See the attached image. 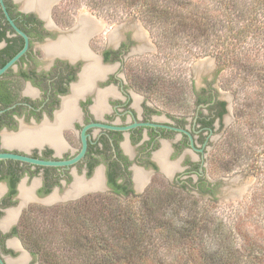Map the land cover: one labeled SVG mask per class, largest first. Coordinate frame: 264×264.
Wrapping results in <instances>:
<instances>
[{
  "label": "flooded vegetation",
  "instance_id": "obj_1",
  "mask_svg": "<svg viewBox=\"0 0 264 264\" xmlns=\"http://www.w3.org/2000/svg\"><path fill=\"white\" fill-rule=\"evenodd\" d=\"M2 1L0 69L26 51L0 76V153L62 162L77 157L84 140L87 150L68 166L0 161V264L38 258L22 233L24 214L33 207L67 205L79 195L77 200L97 193L136 195L154 177L215 201L219 184L209 155L231 109L212 67L202 69L199 89L193 79L188 91L159 89L136 67L151 46L133 24L102 22L97 30L83 14H68L63 0ZM8 97L10 104L4 103ZM29 139L35 144H16ZM98 172L101 187L70 193ZM26 189L29 199L22 196Z\"/></svg>",
  "mask_w": 264,
  "mask_h": 264
},
{
  "label": "trees",
  "instance_id": "obj_2",
  "mask_svg": "<svg viewBox=\"0 0 264 264\" xmlns=\"http://www.w3.org/2000/svg\"><path fill=\"white\" fill-rule=\"evenodd\" d=\"M118 1L127 3L144 22L164 27L179 42L193 39L205 48H214L216 58H222V62L234 67L239 77H243L244 89L247 84L256 83L252 79L254 75H264V63L258 61L264 47L263 53L258 49L253 58L249 57L252 41L254 46L264 33V0H214V14L205 16L197 5L204 0ZM183 33L187 35L184 39ZM169 40H172L170 34ZM155 80L153 85L162 83L164 89L171 90L169 82ZM258 80L264 83L263 78ZM259 100L256 107L260 106L261 96ZM12 101L9 97L4 99L6 104ZM239 113L240 117L235 113L233 123L236 130L227 128L219 145L210 152L211 171L219 168L229 174L245 167L249 158L257 157L255 152L248 155V141L255 138L264 143L262 123L249 119L244 104ZM244 120L248 128L243 127ZM176 193L179 192L169 186L165 193L150 187L141 196L129 191L123 195H88L62 206L67 210L57 227L60 231L55 232L52 240L55 243L47 237L29 240L36 235L30 232L37 218L32 216L35 210L31 208L24 214V242L43 264H264L254 250L247 256L235 250L222 219L208 221L205 214L194 210L191 196L181 191L180 200H176ZM36 209L41 215L47 208ZM51 221H55L54 216ZM34 230L36 226L31 231ZM54 244L59 255L51 249Z\"/></svg>",
  "mask_w": 264,
  "mask_h": 264
},
{
  "label": "rangeland",
  "instance_id": "obj_3",
  "mask_svg": "<svg viewBox=\"0 0 264 264\" xmlns=\"http://www.w3.org/2000/svg\"><path fill=\"white\" fill-rule=\"evenodd\" d=\"M126 4L118 0L62 1V7L66 12L75 15V17L80 16L81 14H90L104 24H107L108 27H115L122 24H133L137 29L144 32L147 41L151 46V51L136 58V67L138 68L140 75L147 74V77L151 78L152 82H155V79L165 82L167 81L173 87H169L171 90L179 91L183 89L184 91H188L191 90L193 79L196 83L197 89H199L204 77L202 69L205 65L208 66V68L212 67L209 73H216V86L223 91L224 98L227 96L230 97L231 109L230 114L226 116V128L214 136V146L219 145V140L227 128H234L235 124L233 125V123L235 121V116H237L235 113L237 112L240 117L239 112L242 104H244L245 110L249 111V119H253L257 124L262 123L264 128V83L261 81L259 82L258 80L262 78L264 79V75L260 77L254 75L252 79L256 81V83H250V86L247 84V89H244L242 87L244 82L243 77H239L240 74H237L234 67L228 66L222 62V58L218 60L215 56L216 54L213 47V49L209 48V50L208 48L203 47L202 43L195 42L193 39H185L179 42L177 39L173 38L171 33H168L165 28L158 23L150 25L144 22L137 16V13ZM197 5L199 11L203 13L202 16L213 15L215 12L214 0H204L203 2H198ZM169 34L172 40H169ZM186 37V33H183L182 38L184 39ZM101 40L102 38L98 41ZM253 42L254 41H252L251 45L252 50H250L249 53L250 58H253L256 55L258 49H260L259 52H262L261 48L264 47V33L259 36V39L255 42L254 46ZM159 46H161V48H158ZM258 61L264 63V53L260 54ZM163 85L164 84L160 83L158 88L165 90V86ZM259 95L262 100L260 106L256 107V104L260 101ZM245 121L246 120H244L243 123ZM245 124L246 123H244L243 127L248 128ZM234 129L236 130V128ZM261 143L262 140L259 142L256 141L255 138H251V140L248 141L247 146L250 145L248 146L250 148L248 155H253V152H255L257 157L253 156L255 159L249 158L245 167H241L239 170L229 174L224 173L219 168L210 171L213 176V181L219 184V190L215 202L208 201L203 197L201 199L200 197H194L192 195L187 196H191L192 200H194V210L205 214V218L208 221H211L210 219L212 218L223 220V226H226L225 230L227 231V235L229 234L234 241L233 246L235 247V250L240 251L241 254L246 256L251 250H254L262 260L261 263H263L264 143ZM76 146H78L77 143L73 147ZM222 157L223 156L220 155V158ZM165 181L166 180L162 177H154L152 183L148 186L149 188L158 189V192L160 193H165L170 186L165 183ZM147 188L148 187L137 191L135 190L136 196L143 195ZM173 188L179 193L182 191L176 187ZM179 193H176V200H180ZM236 193H239V195H236ZM91 195H98V193ZM77 199L78 197L74 201H70L69 204L79 201ZM62 206L64 205H55L52 207L55 210H48L49 208H47L44 210L45 212H41V215L39 209H36V207L32 208L35 210L33 211L32 216H36L37 218L33 221L36 230L31 231L34 227L33 226L30 232L36 233V235H34V237L30 236L32 238L29 240L33 238L37 239L38 237L42 239L47 237L52 241L55 238V232L60 231L57 227L63 222L62 216L64 215V211L67 210V208H62ZM52 216H54L55 221H51ZM227 235L226 237H228ZM211 239L212 236L209 237L210 241ZM52 242L55 243V241ZM25 247L30 251L26 244ZM51 249L53 252L57 250L56 253L59 255V250L55 247V244ZM25 254L27 256V253ZM27 259L30 260V264H43L39 256L38 258L30 257ZM246 260L245 257L244 261Z\"/></svg>",
  "mask_w": 264,
  "mask_h": 264
},
{
  "label": "water",
  "instance_id": "obj_4",
  "mask_svg": "<svg viewBox=\"0 0 264 264\" xmlns=\"http://www.w3.org/2000/svg\"><path fill=\"white\" fill-rule=\"evenodd\" d=\"M0 2L3 4V1L0 0ZM3 8L6 10V8L3 5ZM7 14V13H6ZM8 16V15H7ZM9 19V17H8ZM10 20V19H9ZM11 22V21H10ZM11 24L14 26V24L11 22ZM26 51V48L22 50L18 55H16L9 63H7L2 69H0V76L3 75L9 68L14 64V62L21 57V55ZM206 66V65H205ZM224 96V95H223ZM87 150V144L84 140L83 149L81 153L75 157L72 160L69 161H62V162H53V161H40L34 158H30L27 156L19 155V154H13V153H0V161L1 160H15L20 162H25L33 165H41V166H68L76 163L79 161L83 156L85 155ZM89 192L92 191L91 189L88 190ZM86 193V191L83 192V194ZM236 195H239V193H236ZM79 196H76L74 199H76ZM1 261V260H0Z\"/></svg>",
  "mask_w": 264,
  "mask_h": 264
},
{
  "label": "bare ground",
  "instance_id": "obj_5",
  "mask_svg": "<svg viewBox=\"0 0 264 264\" xmlns=\"http://www.w3.org/2000/svg\"><path fill=\"white\" fill-rule=\"evenodd\" d=\"M84 18L85 20L87 21V23L89 25H91L94 29H101V27H103V23L100 22L98 19H95L94 17H92L90 14H84ZM83 19V18H82ZM92 28V29H93ZM93 29V30H94ZM91 30V29H90ZM92 31V30H91ZM82 37V36H81ZM32 136V135H31ZM21 138V137H20ZM27 138V137H25ZM18 139V138H17ZM23 139V138H22ZM22 141V140H21ZM8 145H11V144H14V143H9L7 142ZM17 145H20V146H28V145H34L35 143L33 141H31L30 139L27 141V140H23L22 142L20 143H16ZM136 180H137V185H140V182H141V178H139L138 176L136 177ZM103 185V175L101 174V172H98L96 174V176L94 178H92V181L88 182V183H83L81 181H78L76 182V184L74 185L73 189L70 191L71 194H76V193H80L82 192L83 190H87L88 187H91V188H98V187H101ZM25 188V187H24ZM89 189V188H88ZM34 190V189H33ZM34 194V193H33ZM23 198L24 199H29L32 197V193L29 190H23ZM8 215V214H7ZM9 216V215H8ZM11 217V216H10ZM9 218V217H8Z\"/></svg>",
  "mask_w": 264,
  "mask_h": 264
}]
</instances>
